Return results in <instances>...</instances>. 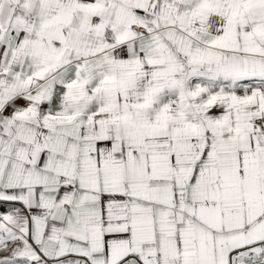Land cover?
Masks as SVG:
<instances>
[{
    "label": "snow or ice",
    "instance_id": "1",
    "mask_svg": "<svg viewBox=\"0 0 264 264\" xmlns=\"http://www.w3.org/2000/svg\"><path fill=\"white\" fill-rule=\"evenodd\" d=\"M0 264H264V0H0Z\"/></svg>",
    "mask_w": 264,
    "mask_h": 264
}]
</instances>
